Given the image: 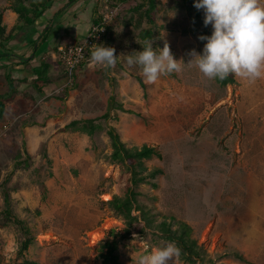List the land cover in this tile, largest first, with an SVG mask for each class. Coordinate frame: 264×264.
Instances as JSON below:
<instances>
[{
    "label": "rangeland",
    "instance_id": "374dc122",
    "mask_svg": "<svg viewBox=\"0 0 264 264\" xmlns=\"http://www.w3.org/2000/svg\"><path fill=\"white\" fill-rule=\"evenodd\" d=\"M158 1L154 25L141 28L150 32L147 39L131 32L132 14L122 5L113 24L115 42L100 44L115 49L114 67L93 65L89 57L77 84L63 92L58 64L43 96L23 88L22 96L6 104L0 124V214L5 190L13 214L30 234L0 216V264H100V244L124 230L123 218L101 206L122 196L127 181L125 166L111 160L109 127L127 148L148 145L159 151L160 159L145 161L148 169L163 172L153 181L156 188L138 187L139 201L158 222L172 216L187 224L210 264H264V77L250 82L233 75L234 85L220 86L193 62L146 83L139 66L127 65V55L152 41L157 52L167 43L174 59L187 63L191 50L199 53L204 46L198 37L212 32L211 25L205 29L193 19L185 0ZM13 4L16 0H0L5 11ZM5 90L0 81V92ZM110 97L141 116L112 110L102 118ZM87 119L99 126L91 136L66 128ZM27 238L28 249L19 257ZM118 242L121 264H135L145 245L155 250L169 243L151 231ZM173 264L188 263L177 258Z\"/></svg>",
    "mask_w": 264,
    "mask_h": 264
},
{
    "label": "trees",
    "instance_id": "16d2710c",
    "mask_svg": "<svg viewBox=\"0 0 264 264\" xmlns=\"http://www.w3.org/2000/svg\"><path fill=\"white\" fill-rule=\"evenodd\" d=\"M53 1L54 0H16V4L12 5V11L17 15V21L19 25L15 26L12 30H10V32H6V28L3 25V15L5 10L4 8H0V70L3 71V73L0 74V81H4L6 83V90L4 92H0V124L5 122L6 104L11 102L14 97L20 93V85L26 84L33 87V89L37 90L39 93H42L43 89L49 86V81L52 82V79L48 74L50 66L45 61L40 62L38 67L31 69L29 78L26 77L23 79H15L13 77L15 60L20 59V55H17L13 50H11L10 46L12 43L18 42V36L22 35L27 37L28 44H31L30 47L32 48L38 40H40L42 43H45L48 36L47 27L50 22L45 19L44 15L51 8ZM76 1L77 0H67L66 6L72 5ZM185 1L189 4V8L193 13V19L201 21L203 24L202 10H197L194 8L193 0ZM126 4H128L130 14H132L129 18L132 20L133 24L131 32L136 34L139 32V35L143 39L149 38L150 32L141 28L143 24L149 26L154 25L155 12L158 8L159 1L141 0V2H137V0H112V5H119L120 9L122 5ZM63 10L64 8H61L58 12V15L62 13ZM119 11L115 16L113 24L119 15ZM99 22V17L95 16L92 19L91 25H96ZM113 24L106 28L105 34L101 37L96 45L102 44L104 40H106L108 44L115 42L116 38L113 33L115 26H113ZM41 26H44V28L39 34V30H37V28ZM207 27L204 26L205 29H207ZM36 33H38L39 36L37 37L36 41L33 42L32 39ZM204 35L209 36L207 34ZM32 54L34 53L32 52ZM90 54L91 52L86 56L85 61L77 66L72 75L71 86H67L63 92H66L67 89L73 88L74 85L77 84L78 72L81 71L84 63L90 57ZM21 61L24 67L26 61ZM62 74L66 83L67 73L63 70V68ZM137 81L144 90V96H146V85L139 78ZM216 82L220 86L235 84L233 75H230L228 78L222 81L217 79ZM112 110L134 114L138 117L141 116V113L139 112L127 109L125 110L121 104L116 103L114 98L110 97L108 100L107 111L102 116V118H109L110 112ZM80 124L81 126H78ZM66 128L82 131L91 136L96 130L99 129V126L94 124V120L87 119L82 123L73 121L69 123ZM107 134L110 138L112 147L111 160L122 163L125 166L127 172V181L124 185L122 196H112L108 201L101 203L102 207L108 206L116 215L123 218L124 230L123 234L121 235H116L112 232L111 235L113 238L100 244L98 249L100 264H121L117 255L118 241L128 239L131 237V235H144L148 231L153 232L159 238L168 242H172L177 247H179L181 250L179 259L181 261L188 264H210L211 260L205 258L202 248L199 247L196 240L191 237V228L187 224L176 221V219L172 216H164L163 219L158 222L152 210L139 201L141 193L138 192V187L141 184L149 183L153 188H156V185L153 183V181L163 173L160 168H153L150 170L145 164V161L152 158L160 159L161 155L159 151L155 149V147L148 145L131 148L125 147L123 142L120 140L119 134L113 127L108 128ZM3 201L4 209L0 216L5 222H12L16 224L25 235H29L30 231L26 227V224L13 214L10 196L5 190H3ZM174 224H176L177 227L173 229ZM30 241L31 240L29 238L23 241V244L18 252L19 257L22 256L23 251L28 249ZM235 257L243 260V258L238 254H236ZM22 264L39 263L23 260Z\"/></svg>",
    "mask_w": 264,
    "mask_h": 264
},
{
    "label": "clouds",
    "instance_id": "9594fccd",
    "mask_svg": "<svg viewBox=\"0 0 264 264\" xmlns=\"http://www.w3.org/2000/svg\"><path fill=\"white\" fill-rule=\"evenodd\" d=\"M193 6L203 12V24L211 25V35H201L205 41L201 52L194 49L191 59L185 63L174 59L167 43L154 50L148 42L141 51L129 54V67L139 66L146 83H155L162 75L182 70V65H192L209 80H225L236 75L254 82L264 77V4L261 0H193ZM115 49L96 45L91 51L93 65L103 68L117 63ZM138 255L135 264H173L181 250L169 242L163 247L148 250Z\"/></svg>",
    "mask_w": 264,
    "mask_h": 264
},
{
    "label": "crops",
    "instance_id": "0c3cea01",
    "mask_svg": "<svg viewBox=\"0 0 264 264\" xmlns=\"http://www.w3.org/2000/svg\"><path fill=\"white\" fill-rule=\"evenodd\" d=\"M58 1L59 0H54L52 2L51 8L44 15L47 21H49L51 18L47 27L48 36L45 43H42L40 40H38L32 48L30 47L31 44H28L27 37L23 35L18 36V42L12 43L14 47L13 51L17 55H20V59L15 60V69L13 72V77L15 79H23L26 77L29 78L31 69L38 67L40 62L45 61L50 66L48 73L50 78L55 80V74H58V62L56 60L57 47L62 46V44L65 43H71L73 45L74 42V44L81 42L89 30L92 24V19L96 16L95 13L97 12V0H77L70 6H66L67 0ZM54 5H60V8L52 9ZM61 8H64V10L58 15L57 11L59 12ZM49 13L51 14L49 15ZM16 19L17 15L13 11L7 10L4 12L3 25L6 28V32H10V30L13 29ZM43 28L44 26L37 28V30H39V34ZM38 33H36L33 37V42L36 41L37 37L39 36ZM51 38L53 39L51 40ZM15 45H17L16 48ZM64 46H66V44ZM32 52L34 54H32ZM21 60L26 61L24 67ZM2 73L3 71L0 70V74ZM28 87L33 89V87L25 84L19 88V92L23 88ZM46 89L47 88L43 89V92L41 93L42 96L44 90ZM22 93L23 92L18 93L16 97L22 96ZM46 96H49V94Z\"/></svg>",
    "mask_w": 264,
    "mask_h": 264
},
{
    "label": "built area",
    "instance_id": "2783aa9c",
    "mask_svg": "<svg viewBox=\"0 0 264 264\" xmlns=\"http://www.w3.org/2000/svg\"><path fill=\"white\" fill-rule=\"evenodd\" d=\"M97 9V17H99L100 22L90 26L80 43L57 47L56 60L67 73L66 83L61 90L72 84V75L77 66L85 61L86 56L95 48L97 42L105 34L106 28L113 24L120 6L112 5V0H98Z\"/></svg>",
    "mask_w": 264,
    "mask_h": 264
},
{
    "label": "bare ground",
    "instance_id": "6f19581e",
    "mask_svg": "<svg viewBox=\"0 0 264 264\" xmlns=\"http://www.w3.org/2000/svg\"><path fill=\"white\" fill-rule=\"evenodd\" d=\"M105 200H108V198L105 197Z\"/></svg>",
    "mask_w": 264,
    "mask_h": 264
}]
</instances>
